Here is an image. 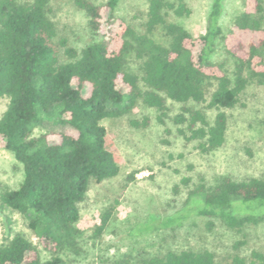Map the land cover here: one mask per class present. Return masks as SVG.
Instances as JSON below:
<instances>
[{
  "label": "trees",
  "instance_id": "1",
  "mask_svg": "<svg viewBox=\"0 0 264 264\" xmlns=\"http://www.w3.org/2000/svg\"><path fill=\"white\" fill-rule=\"evenodd\" d=\"M122 0L96 4L75 0L98 39L80 51L56 42L57 28L50 17L51 0H0V97L8 106L0 119V149L11 152L24 176L14 189L0 195L2 207L28 221L48 255L24 234L0 245V264H68V253L79 251L76 227L79 204L92 181L102 182L120 174V166L106 145L102 122L128 114L138 100L166 116L167 99L184 104L173 118L187 141L208 154L226 141L227 115L240 103L250 81L264 84V4L245 0L243 10L225 33L221 26L224 0H213L204 34L193 36L181 24L168 20L169 12L189 16L186 0H147L145 32L139 33L117 10ZM160 40H158V36ZM163 40V41H162ZM222 42L234 60L232 76L213 55ZM60 46L67 61H60ZM134 53L143 61L142 80L125 67ZM218 110L213 123L189 102L205 103ZM160 117V122L164 120ZM146 126L148 121H132ZM38 126L45 134L33 136ZM189 178L182 183L188 184ZM113 207L101 216L94 235L101 237L113 218ZM206 217L212 231L216 220L244 232L264 222V178L236 181L224 177L214 186L200 183L183 206L170 215L149 214L130 230L146 237L181 227L191 217ZM237 241L234 249L245 245ZM118 264H223L208 249L168 250L163 254H127ZM224 264H264V253L234 254Z\"/></svg>",
  "mask_w": 264,
  "mask_h": 264
},
{
  "label": "rangeland",
  "instance_id": "2",
  "mask_svg": "<svg viewBox=\"0 0 264 264\" xmlns=\"http://www.w3.org/2000/svg\"><path fill=\"white\" fill-rule=\"evenodd\" d=\"M91 1L103 4L107 0ZM186 2L191 14L178 17L169 12L168 20L181 24L193 36L204 34L213 0ZM244 2L224 0L220 21L225 33L243 10ZM262 2L264 4V0ZM147 11V0H122L117 15L139 33H144ZM50 17L56 24L57 44L64 40L67 46L80 51L98 39L91 32L88 18L76 6L75 0H51ZM60 61H67L62 46ZM213 61L224 64L227 73L232 76L234 60L226 53L222 42L217 45ZM142 63L132 53L127 56L125 67L140 77V88L145 90ZM209 99L210 96H207L205 103L189 102L185 105L204 111L209 123H213L218 110L207 107ZM8 102V98L0 97V119ZM166 105L167 115L162 116L159 109L148 106L140 99L128 114L102 122L107 131V148L119 164L120 174L113 179L91 182L84 201L79 204L80 219L76 225L79 251L64 257L68 264H118L127 254L136 257L142 252L155 255L185 249H208L219 263L224 264L237 253L244 257L250 256L253 250L264 253V222L249 226L240 233L216 220L215 228L210 231L206 228L210 218L194 216L181 227L146 237L130 234L131 228L144 221L149 214L165 216L180 209L188 193L200 183L214 186L224 177L236 181L264 178V84L250 81L240 103L234 108L222 110L227 115L226 141L208 154H202L197 149V141H187L179 133L180 128L186 129L185 125L173 122L184 104L167 99ZM161 116L164 123L159 120ZM145 119L148 121L146 126L136 127L131 123ZM48 130V126H38L33 136L45 134ZM23 176V167L14 155L0 149V195L6 189L16 188ZM183 178H189V183H182ZM110 207L114 208L113 218L104 234L96 237L95 228ZM18 233L31 240L44 258L48 257L49 254L29 229L26 217L2 207L0 202V245ZM243 239L245 245L235 250L234 244Z\"/></svg>",
  "mask_w": 264,
  "mask_h": 264
}]
</instances>
